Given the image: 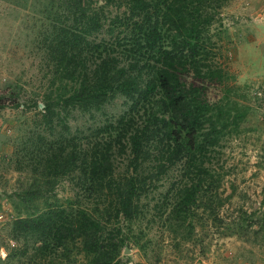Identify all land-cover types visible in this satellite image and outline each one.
<instances>
[{
  "label": "trees",
  "instance_id": "16d2710c",
  "mask_svg": "<svg viewBox=\"0 0 264 264\" xmlns=\"http://www.w3.org/2000/svg\"><path fill=\"white\" fill-rule=\"evenodd\" d=\"M3 1L23 10L19 36L43 71L0 80V112L33 125L12 156L25 178L8 235L24 244L9 261L127 264L129 247L147 261L135 264H152L155 231L182 260L181 244L203 243L210 226L256 241L254 214L222 215L242 196L234 184L227 194L226 150L254 109L230 67L224 11L236 0ZM119 97L121 115L73 132L76 114L94 118Z\"/></svg>",
  "mask_w": 264,
  "mask_h": 264
},
{
  "label": "rangeland",
  "instance_id": "374dc122",
  "mask_svg": "<svg viewBox=\"0 0 264 264\" xmlns=\"http://www.w3.org/2000/svg\"><path fill=\"white\" fill-rule=\"evenodd\" d=\"M263 9L256 2L236 0L224 11V23L231 39V71L236 75L238 84L245 88L244 92L249 95L254 109L244 134L234 139L226 150L224 159L230 170L225 185L227 194H231L234 184L242 196L237 195L229 202L222 210V215L226 221H238V212L243 207L248 215L256 216L253 230H258L260 224H264V14L260 15ZM23 15V10L0 0V61L4 63L0 67V80L13 73H21L25 79L37 80L42 77L40 59L31 57L29 49L25 47V37L19 36L18 24ZM16 44H19L17 48ZM13 50L19 52L14 60ZM126 109L125 99L119 97L94 118L78 113L71 122L73 132L100 126L106 119H114ZM35 113L33 111L29 114L33 116ZM22 116V112L16 109L0 112V264H32L27 257H17L10 261L7 257L10 251L24 244H19L8 235L10 224L17 218L10 195L18 189L19 181L25 178L24 174L16 171L17 163L12 160L15 142L33 128L32 117L28 118L30 126L26 118L21 120ZM57 193L62 199L70 197L72 192L69 183H62ZM209 228L203 243L197 241V245L181 244L182 256L185 258L182 260L173 250L175 247L171 237L166 235L163 241V235L158 231L153 232L152 248L156 251L162 249V259L152 258V264L156 260L158 264H264V232L256 241L254 234L249 237L250 241H246L238 236L224 237L223 230L217 231L212 226ZM198 234L197 240L204 237L200 230ZM129 250V254H124L126 259L132 257L133 261L127 264L147 262L136 248Z\"/></svg>",
  "mask_w": 264,
  "mask_h": 264
},
{
  "label": "crops",
  "instance_id": "0c3cea01",
  "mask_svg": "<svg viewBox=\"0 0 264 264\" xmlns=\"http://www.w3.org/2000/svg\"><path fill=\"white\" fill-rule=\"evenodd\" d=\"M250 1H253V3L256 2V3H258V5H262V7L264 8V0H250ZM263 14H264V11H262V14H260V15H263Z\"/></svg>",
  "mask_w": 264,
  "mask_h": 264
},
{
  "label": "water",
  "instance_id": "95a60500",
  "mask_svg": "<svg viewBox=\"0 0 264 264\" xmlns=\"http://www.w3.org/2000/svg\"><path fill=\"white\" fill-rule=\"evenodd\" d=\"M40 108L41 109H44L45 108V105L43 104V103H40ZM130 253V250H129V248L127 247L126 249H125V254H129Z\"/></svg>",
  "mask_w": 264,
  "mask_h": 264
}]
</instances>
